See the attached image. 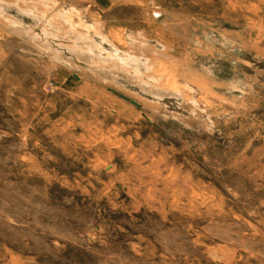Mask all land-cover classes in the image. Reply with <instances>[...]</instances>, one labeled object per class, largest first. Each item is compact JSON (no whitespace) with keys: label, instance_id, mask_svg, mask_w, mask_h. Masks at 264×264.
Segmentation results:
<instances>
[{"label":"rangeland","instance_id":"374dc122","mask_svg":"<svg viewBox=\"0 0 264 264\" xmlns=\"http://www.w3.org/2000/svg\"><path fill=\"white\" fill-rule=\"evenodd\" d=\"M0 264H264V0H0Z\"/></svg>","mask_w":264,"mask_h":264},{"label":"bare ground","instance_id":"6f19581e","mask_svg":"<svg viewBox=\"0 0 264 264\" xmlns=\"http://www.w3.org/2000/svg\"><path fill=\"white\" fill-rule=\"evenodd\" d=\"M25 15H32L33 16V18L34 19H36L37 21H43L44 22V20L42 19V13H38V16H36L33 12H31V11H25V10H21ZM33 11V10H32ZM51 12V11H50ZM61 13V12H60ZM60 13H59V16H62L67 22H69L70 24H71V27L74 29V28H76V26H77V24H75L74 22H73V20H72V18H71V16H73V14L72 13H69L68 14V12H66L64 15L65 16H63V14L61 13V15H60ZM67 14V15H66ZM58 16V17H59ZM45 17V16H44ZM56 18V17H55ZM47 20V19H46ZM13 21V20H12ZM40 23V22H39ZM18 24V23H17ZM47 24V23H46ZM47 25H49V24H47ZM51 25H54V24H51ZM50 25V26H51ZM57 26V25H56ZM47 27V26H46ZM18 29H20L19 27H17ZM51 28V27H50ZM49 28V29H50ZM53 28V27H52ZM71 28V29H72ZM86 28V27H85ZM26 29V28H25ZM54 29V28H53ZM21 30V29H20ZM58 29H55V31H57ZM64 30V29H63ZM95 31L96 32V34H98V35H101L102 33H101V29H100V27H91V26H89V29H88V33L86 34V35H83V34H76L75 32H74V30L73 31H71L70 32V34H73L79 41H81L82 42V44L85 46L86 45V47H76L77 45H78V43L77 44H75L76 46L74 47V48H70L71 49V51L72 52H76L77 54H78V56L79 57H84V58H87V59H90V57L91 56H95V52H94V50H96V48H97V50H101V47H99L96 43H94L93 44V42L91 43H89L88 42V40L90 39V34L92 33L91 31ZM53 31V30H52ZM43 32H44V30H43ZM45 32H46V30H45ZM53 33V32H52ZM101 33V34H100ZM43 34H45V33H43ZM48 34V33H47ZM51 34V33H50ZM46 35V34H45ZM49 35V34H48ZM47 35V36H48ZM53 35H54V33H53ZM103 35V34H102ZM37 36V35H36ZM46 36V37H47ZM54 36H57L56 35V33H55V35ZM54 36H53V38H54ZM38 37V36H37ZM52 37V36H51ZM51 37H49V38H51ZM62 37V36H61ZM67 37V36H66ZM48 39V38H47ZM103 39V38H102ZM51 40V39H50ZM104 40V39H103ZM92 41V40H91ZM74 43V42H73ZM46 45V44H45ZM99 47V48H98ZM96 50V51H97ZM95 58H100V56L99 57H96L95 56ZM92 61V60H91ZM109 61H114L115 62V64H116V62H118V63H120V64H122V66H124V67H127V66H131L132 64H138L139 63V60L137 59V58H135V57H131V56H129V55H123V56H121V55H119L118 53L116 54V56L115 55H113L111 58L110 57H107V59H106V61H105V63H107V62H109ZM93 63V62H92ZM117 66H118V64H117ZM121 66V67H122ZM116 68V67H115ZM114 68V69H115ZM119 68H120V66H119ZM118 68V69H119ZM148 69H149V67H147ZM117 68H116V70H118ZM121 69V68H120ZM129 69H131V68H129ZM93 70V69H92ZM110 70H111V68H110ZM109 70V71H110ZM126 70V69H125ZM119 71V70H118ZM128 71V70H127ZM137 71V70H136ZM125 72V71H124ZM110 73H111V71H110ZM115 74V73H114ZM119 74V73H118ZM130 74V73H129ZM129 74L127 73L126 75H128L127 77H129ZM141 74H144V73H141ZM134 76H136V75H134ZM109 77V76H108ZM114 77H115V75H114ZM118 77V76H117ZM132 78V77H131ZM131 78H129L130 80H131ZM138 78V77H137ZM147 78V77H146ZM145 78V79H146ZM134 81L136 80V78L135 79H133ZM133 80H132V82H133ZM139 80H141V79H139ZM148 80V79H147ZM142 83V85L143 84H145L143 81H141ZM146 82V81H145ZM138 84V83H137ZM149 83H147L146 85H148ZM149 85H151V84H149ZM141 86V85H140ZM147 87H150V86H147ZM146 87L144 86V88H143V90L145 89ZM147 91V90H146ZM151 93H152V95H154V96H159L160 95V89H158V88H156V87H154V86H151V89L149 90ZM145 92V91H144ZM149 93V92H148Z\"/></svg>","mask_w":264,"mask_h":264},{"label":"water","instance_id":"95a60500","mask_svg":"<svg viewBox=\"0 0 264 264\" xmlns=\"http://www.w3.org/2000/svg\"><path fill=\"white\" fill-rule=\"evenodd\" d=\"M120 97L123 98V99H125V100H127V101H129V98H127V97H125V96L120 95ZM132 103H133L135 106H137V107L140 106V105L137 104L136 102H132Z\"/></svg>","mask_w":264,"mask_h":264}]
</instances>
